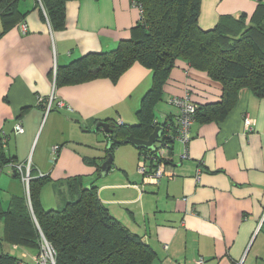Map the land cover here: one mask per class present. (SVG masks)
Wrapping results in <instances>:
<instances>
[{"label":"crops","instance_id":"obj_1","mask_svg":"<svg viewBox=\"0 0 264 264\" xmlns=\"http://www.w3.org/2000/svg\"><path fill=\"white\" fill-rule=\"evenodd\" d=\"M256 7V0H201L198 26L210 30L221 16L250 17ZM18 10L25 14L26 32L16 26L0 35V131L9 135L5 157L28 162L35 177H46L40 193L43 208L59 209L74 198L67 183L78 178L81 189L94 185L111 217L143 237L153 250V264H194L199 257L204 264H264V99L243 88L222 122H193L185 158L182 145L173 144L172 162L166 165L169 179L146 182L137 172L144 156L124 145L113 150L107 179L98 183L108 136L96 124H137L151 72L133 64L116 83L101 78L52 91L54 67L113 50L129 38L140 11L131 0L68 1L64 28L52 31L36 0H20ZM187 91L200 103H216L221 94L205 74L179 63L163 87L155 120L166 122L171 115L174 121L177 110L168 100ZM52 92L53 108L46 113L43 103ZM246 117L254 123L250 131L243 125ZM15 122L21 123L20 135L13 133ZM54 146L59 147L55 155ZM58 186L68 196L46 207L43 193ZM23 195L20 178L4 167L1 206L8 208ZM2 236L0 220V255L36 264L34 249L7 244Z\"/></svg>","mask_w":264,"mask_h":264},{"label":"trees","instance_id":"obj_2","mask_svg":"<svg viewBox=\"0 0 264 264\" xmlns=\"http://www.w3.org/2000/svg\"><path fill=\"white\" fill-rule=\"evenodd\" d=\"M19 1L0 0V35L16 26L18 29L22 24L26 26L25 14L18 10ZM68 1L73 0H36L42 19L52 31L64 28ZM256 1L257 7L250 17L245 14L221 16L212 29L202 30L198 26L201 0H136L141 10L140 19L130 30L129 38L120 41L111 51L90 53L67 66L56 67L55 88L101 78L116 83L133 64L148 69L152 82L140 101L137 124L106 123L118 140L129 135L147 140L156 126L168 129L155 142L153 152L138 151L147 158L149 169L158 163L169 165L176 119L174 117L173 121L168 115L167 121L161 123L155 120V114L163 100V87L170 72L179 63L205 74L211 83L220 86L221 94L216 103L192 99L196 105L194 122H222L243 88L257 99H264V0ZM2 134L9 138L0 131L1 170L15 162L4 155L7 140L1 142ZM115 148L106 151V158ZM33 174L31 169L30 206L25 193L23 197L12 199L8 208H3L0 202L2 241L34 249L36 264L43 239L54 251V264H153V250L143 237L131 233L110 216L93 184L81 189L78 178L69 179L67 188L74 198L59 209H45L40 193L47 179ZM0 264L25 263L9 254H1Z\"/></svg>","mask_w":264,"mask_h":264},{"label":"built area","instance_id":"obj_3","mask_svg":"<svg viewBox=\"0 0 264 264\" xmlns=\"http://www.w3.org/2000/svg\"><path fill=\"white\" fill-rule=\"evenodd\" d=\"M131 6L137 10L140 11V7L136 3V0H131ZM19 30L22 34L25 33L26 31V26L25 24H22L19 27ZM56 75V67H54V79ZM55 88V80H53V85H52V91ZM54 93L52 92L51 95L48 97V99L43 103V107L48 113L50 110L53 108V101H54ZM168 104L177 110V114L175 116L176 119V132L175 135L173 136V142L172 143H179L183 147V153L182 157L185 158L187 154V145L190 140V127L194 122V113L196 110V105L192 103V96L190 94V91L185 92V94L182 97H173L168 100ZM57 107L60 109L63 107V104L59 102L57 104ZM68 110H70L69 106H66ZM244 128L247 131H250L254 125L253 121L249 118L246 117L243 122ZM164 128V127H163ZM164 131L168 132V129H164ZM13 133L20 135L23 133V129L21 126V123L17 122L14 127H13ZM7 138L5 137L4 134H2L1 142L5 143ZM58 146H54L51 149V153L53 155L56 154L58 150ZM148 160L146 157H143L139 160L138 166H137V172L139 175H141L142 178L148 183L152 184H158V182L163 179L167 178L169 179L171 177V174L166 170L167 167L163 163H158L155 165V167L149 169ZM7 168H10L14 174H18L20 177V180L22 182L23 190L25 193V197L27 198V202L29 203L28 205L30 206V200H29V182L31 180L30 176V171L31 167L30 164L27 163H15L11 162L7 166ZM2 170L0 168V174ZM41 254L37 258V263L38 264H54L53 262V256H54V251L50 247V245L43 239L41 243ZM194 264H204V259L199 257L198 259L195 260ZM238 264H244L243 260H241Z\"/></svg>","mask_w":264,"mask_h":264},{"label":"water","instance_id":"obj_4","mask_svg":"<svg viewBox=\"0 0 264 264\" xmlns=\"http://www.w3.org/2000/svg\"><path fill=\"white\" fill-rule=\"evenodd\" d=\"M96 128L102 129V131L106 135L110 136V139L106 140V143H105L106 151H108L113 146L117 147V146L131 145L137 150H145V151L153 152L155 150L154 149L155 142L161 137V135L164 132L163 126L158 125L153 129V132L151 133V135H149L147 140H140V139L133 137L132 135L127 136L123 140H118L116 135L112 134V129L106 122L97 123ZM112 161H113V157L110 154L107 157V159H105V161L101 163L100 168H99L100 178L104 177L107 174L108 170L111 167Z\"/></svg>","mask_w":264,"mask_h":264},{"label":"rangeland","instance_id":"obj_5","mask_svg":"<svg viewBox=\"0 0 264 264\" xmlns=\"http://www.w3.org/2000/svg\"><path fill=\"white\" fill-rule=\"evenodd\" d=\"M174 146H177V143H175ZM105 179H107L106 176L104 178H97L96 182L100 183L101 181ZM58 192H60L61 195H59ZM42 196H43L44 204L46 205V207H49V206L56 205L57 202H60L63 196H68V194H67L66 188L58 186L54 189H51V188L46 189Z\"/></svg>","mask_w":264,"mask_h":264},{"label":"bare ground","instance_id":"obj_6","mask_svg":"<svg viewBox=\"0 0 264 264\" xmlns=\"http://www.w3.org/2000/svg\"><path fill=\"white\" fill-rule=\"evenodd\" d=\"M137 152V151H136Z\"/></svg>","mask_w":264,"mask_h":264}]
</instances>
